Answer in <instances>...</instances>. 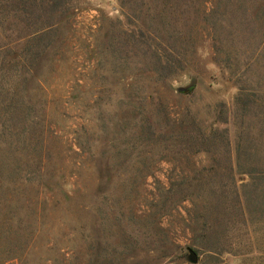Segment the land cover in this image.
Listing matches in <instances>:
<instances>
[{
  "label": "rangeland",
  "instance_id": "374dc122",
  "mask_svg": "<svg viewBox=\"0 0 264 264\" xmlns=\"http://www.w3.org/2000/svg\"><path fill=\"white\" fill-rule=\"evenodd\" d=\"M0 169V264H264V0H0Z\"/></svg>",
  "mask_w": 264,
  "mask_h": 264
},
{
  "label": "trees",
  "instance_id": "16d2710c",
  "mask_svg": "<svg viewBox=\"0 0 264 264\" xmlns=\"http://www.w3.org/2000/svg\"><path fill=\"white\" fill-rule=\"evenodd\" d=\"M203 122L204 121L201 120L197 121L194 116L188 112L186 113L184 119L179 122L178 127L171 131L169 135H167L160 131H157L159 133H156V131L152 129V126L149 124L148 118L145 116L143 119H140V138L147 143H152L153 141L160 142L161 144H165L166 147H172L175 143L183 142L188 144V146H192V149L194 148L195 150L205 148L204 146H210L211 143L224 141L222 134L223 132L219 131V127L217 126L220 123L218 117L215 116V119L209 126L204 125ZM118 153L119 152H117V154ZM2 169H0V189H2L1 187L8 189V187L6 188L7 184L13 183L14 181H12V179H10V177H8ZM257 181L258 180L252 181V186H254V188L258 186ZM259 181H262L260 185V196L263 198V200L261 203L260 201L257 202L260 205H264V178H260ZM258 196L256 199H258ZM249 203L250 206L251 204L254 206L252 201H249Z\"/></svg>",
  "mask_w": 264,
  "mask_h": 264
},
{
  "label": "water",
  "instance_id": "95a60500",
  "mask_svg": "<svg viewBox=\"0 0 264 264\" xmlns=\"http://www.w3.org/2000/svg\"><path fill=\"white\" fill-rule=\"evenodd\" d=\"M192 262H196V259H192Z\"/></svg>",
  "mask_w": 264,
  "mask_h": 264
}]
</instances>
